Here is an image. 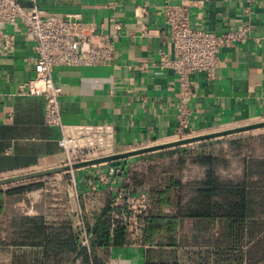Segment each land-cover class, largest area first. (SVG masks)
I'll list each match as a JSON object with an SVG mask.
<instances>
[{"label":"crops","instance_id":"0c3cea01","mask_svg":"<svg viewBox=\"0 0 264 264\" xmlns=\"http://www.w3.org/2000/svg\"><path fill=\"white\" fill-rule=\"evenodd\" d=\"M166 1L191 3L192 25L209 31L222 32L243 21L252 25L248 38L221 48L214 78L207 79L204 73L192 74L197 88L189 103L191 114L183 137L264 121V0H252L251 4L248 0H19L26 8L80 14L84 21L96 23L99 32L111 30L110 17L121 23L112 64L58 66L52 70L53 81L62 88L60 112L64 123L112 124L115 151L120 152L179 139L175 134L177 75L169 68L158 66L159 52L172 55L173 51L161 12ZM4 30L14 34V45L8 55L0 53V179L52 168L64 161L57 142L59 130L49 127L44 120V98L16 93L18 83L27 82L35 74L32 41L19 24L6 25ZM199 143L177 147H187L188 153H194ZM159 151L162 150L115 161L123 167L117 185L123 186L127 181L132 185L133 172L152 163ZM106 168L89 166L62 173L70 174L75 180L84 221L92 211L104 206L105 195L114 193L118 187L89 190L86 179ZM200 175V167L190 165L184 168L180 178L193 180ZM27 181L15 184H41L27 194L43 189L40 181ZM39 195L33 198L27 195L13 207L24 217L41 216L57 230L65 221H69L71 229H76V217L68 210L70 200H46ZM163 210L168 211L166 207ZM67 232L66 229L63 238L68 236ZM129 240V244L112 247L106 254L99 248L94 253L102 258L103 264H143L145 245L140 240ZM82 247L91 253L90 240L88 246ZM13 250L8 247L1 261L10 262ZM70 258L63 264H95L91 258L87 263L72 254Z\"/></svg>","mask_w":264,"mask_h":264},{"label":"trees","instance_id":"16d2710c","mask_svg":"<svg viewBox=\"0 0 264 264\" xmlns=\"http://www.w3.org/2000/svg\"><path fill=\"white\" fill-rule=\"evenodd\" d=\"M214 142H200L194 153L187 147L159 151L152 163L133 172L132 185H123L147 195L146 224L134 239L145 245L143 264L264 262V133L230 139L226 147ZM190 165L200 167L201 175L182 181L180 175ZM39 187L17 183L0 189V260L11 246L10 264H63L71 254L83 263L91 258L103 264L94 249L106 254L129 244L125 223L112 217L120 211L111 205L113 193L105 195L104 206L89 219L82 217L91 245L88 253L80 246L78 226L71 229L65 221L57 230L41 216L24 217L15 211L13 203Z\"/></svg>","mask_w":264,"mask_h":264},{"label":"built area","instance_id":"2783aa9c","mask_svg":"<svg viewBox=\"0 0 264 264\" xmlns=\"http://www.w3.org/2000/svg\"><path fill=\"white\" fill-rule=\"evenodd\" d=\"M252 0H248L251 4ZM191 3L172 4L165 2L161 12L168 28V37L173 51L159 52L158 66L169 68L177 75L175 134L178 138L185 135L191 109L190 101L196 95L197 82L192 79L194 73H204L207 79L215 77L219 65L221 48L230 43H238L249 37L251 23L243 21L229 26L222 32H214L195 27L190 21ZM249 8L246 13H249ZM109 32L97 31L94 22L84 21L80 14L48 13L36 8H26L19 0H0V53L8 55L14 45V34L4 30L6 25H21L23 33L31 39L35 52L33 63L34 77L27 82L18 83L19 95H40L44 98V120L49 127L59 130L58 145L64 154L61 165L111 155L115 151V129L106 122L66 124L60 112L62 88L52 78V70L58 66L110 65L116 56V36L121 23L113 17ZM131 149H125L128 151ZM104 171H98L86 179L90 191L99 186L114 187L123 167L117 162H107ZM111 205L120 207L113 219L122 220L129 236L139 237L145 227L148 209L147 195L144 191H130L117 185ZM67 199L71 201L68 210L76 217V226L80 230V245L88 246L89 236L83 223V210L78 201L75 180L67 190ZM0 264H10L2 262ZM260 264H264L260 263Z\"/></svg>","mask_w":264,"mask_h":264},{"label":"water","instance_id":"95a60500","mask_svg":"<svg viewBox=\"0 0 264 264\" xmlns=\"http://www.w3.org/2000/svg\"><path fill=\"white\" fill-rule=\"evenodd\" d=\"M259 128H264V121L256 122V123H252L248 125H242L238 127H233V128L225 129L221 131H214V132L200 134V135L182 137V138L169 141V142H165V143L146 146V147H142L138 149H132L128 151H121V152H117V153L103 156V157H98V158H93V159H89L85 161L76 162L71 165H58V166L48 168V169L13 175V176L0 179V186L11 184V183H16V182H22L26 180H31V179H36V178L49 176L53 174L68 172V171H72V170L79 169V168L95 166V165L102 164V163L121 160V159L128 158L134 155L142 154V153H148V152H153V151H158V150H163V149H168V148H174L177 146H184V145L195 143V142H201V141H205V140H209L213 138L224 137L227 135L241 133V132L250 131V130L259 129Z\"/></svg>","mask_w":264,"mask_h":264},{"label":"rangeland","instance_id":"374dc122","mask_svg":"<svg viewBox=\"0 0 264 264\" xmlns=\"http://www.w3.org/2000/svg\"><path fill=\"white\" fill-rule=\"evenodd\" d=\"M262 133H264V128L255 129V130L246 131V132H241V133H237V134L227 135V136H224L221 138H216L218 140L214 139L215 142L213 143V146L226 147L227 141H229L230 139L246 138V137H250V136L259 135ZM235 165H236V163H234L232 168H234ZM67 175L68 174L58 173V174L44 176V177L33 179V180H28V181H40L43 184V189L41 191L33 192L32 194H26V195H29V197L33 198L37 194L40 193L39 196L42 197L43 199H46V200H51L52 198L66 199L67 198V190L69 189V187L71 186V183H72V176L70 174L68 176ZM27 197L28 196H26V198ZM17 202L18 201H15L13 204H16ZM14 209L17 212H20L18 209H16V208H14ZM0 263H2L1 260H0Z\"/></svg>","mask_w":264,"mask_h":264}]
</instances>
